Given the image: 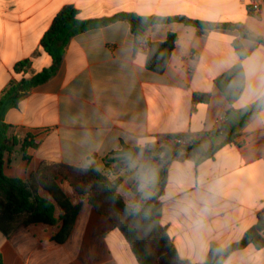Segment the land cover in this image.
Here are the masks:
<instances>
[{"label":"crops","instance_id":"obj_1","mask_svg":"<svg viewBox=\"0 0 264 264\" xmlns=\"http://www.w3.org/2000/svg\"><path fill=\"white\" fill-rule=\"evenodd\" d=\"M65 5L81 19L181 16L264 38V0H0V92L50 65L39 42ZM168 33L176 42L162 74L145 68V45L132 52L125 21L73 36L55 75L1 113L20 141L35 145L4 154L3 174L25 179L41 163L95 169L120 180L116 190L126 204L156 197L159 223L181 260L201 264L212 245L238 244L223 264H264V247L243 240L264 212V47L241 39L248 55L239 60L236 30L199 33L175 22L150 27L146 38L161 42ZM22 60L29 68L15 72ZM238 63L244 87L228 104L213 80ZM198 93L209 102H196ZM223 126L236 127L237 136L208 158L176 151L169 139L187 135L208 150L223 141ZM121 144L142 151L111 174L105 159ZM76 196L80 210L63 243L52 241L58 224L0 232L2 264H137L123 235Z\"/></svg>","mask_w":264,"mask_h":264},{"label":"trees","instance_id":"obj_2","mask_svg":"<svg viewBox=\"0 0 264 264\" xmlns=\"http://www.w3.org/2000/svg\"><path fill=\"white\" fill-rule=\"evenodd\" d=\"M118 21H125L129 25L133 53L142 44L145 45L147 49L145 68L156 74L164 72L175 46L176 35L168 33L165 40L151 42L146 38V32L155 25L175 22L194 27L199 33L213 29L236 30L239 39L232 42V47L239 60L248 55L241 39L259 43L264 47V38L254 36L235 24L202 22L181 16H141L130 12L81 19L77 9L72 5L63 6L53 17L39 42L40 49L50 58V65L30 78L11 82L0 92V232L5 237H9L22 226L58 224V230L52 241L56 244L63 243L80 210V204H74L62 188V185L66 184L75 195L84 198L97 214L105 217L110 225L123 235L137 264H191L178 257L165 228L159 223L161 204L156 197L135 204H126L116 190L119 179L110 181L102 172L88 167L41 163L25 179L7 177L2 171L4 154L14 151L23 153L26 147L35 145L28 137L20 141L15 136L12 126L3 122L1 113L7 107L15 105L31 89L47 82L55 75L63 59L65 48L73 36ZM29 64L28 60H22L15 65L14 71L25 72ZM213 85L221 92L228 104L235 102L244 87V72L240 63L217 76L213 80ZM193 99L206 104L210 95L198 93L194 94ZM221 130L225 134L223 141L208 150H204L199 142L189 140L187 135H173L169 136V139L179 138L186 141L184 145L174 143L176 151H187L199 158H208L221 146L232 143L237 136L236 127L223 126ZM140 151L142 149L139 147L121 144L120 150L112 152L111 156L105 159V169L111 174L116 173L131 162ZM169 157L170 154H164L165 160ZM57 210L59 215H56ZM263 234L264 212H261L256 223L245 232L243 240L250 242L255 249H261L264 247ZM237 245L233 244L225 248L212 245L201 264H223ZM0 264H2L1 256Z\"/></svg>","mask_w":264,"mask_h":264},{"label":"built area","instance_id":"obj_3","mask_svg":"<svg viewBox=\"0 0 264 264\" xmlns=\"http://www.w3.org/2000/svg\"><path fill=\"white\" fill-rule=\"evenodd\" d=\"M250 9L253 10L254 12L257 11L258 9V6L257 4H251L250 5ZM173 143L175 144H180V145H184L186 143L185 140H182V139H179V138H175L174 140H171ZM108 178H110V175L109 174H106Z\"/></svg>","mask_w":264,"mask_h":264},{"label":"rangeland","instance_id":"obj_4","mask_svg":"<svg viewBox=\"0 0 264 264\" xmlns=\"http://www.w3.org/2000/svg\"><path fill=\"white\" fill-rule=\"evenodd\" d=\"M62 188L64 189V191L68 194V196H69V198H70V200L72 201V202H74L76 199V195L71 191V189L66 185V184H63L62 185ZM126 200V199H125Z\"/></svg>","mask_w":264,"mask_h":264}]
</instances>
